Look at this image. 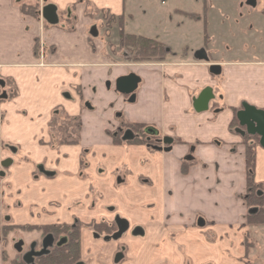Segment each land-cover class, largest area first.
Returning a JSON list of instances; mask_svg holds the SVG:
<instances>
[{
    "label": "crops",
    "instance_id": "crops-1",
    "mask_svg": "<svg viewBox=\"0 0 264 264\" xmlns=\"http://www.w3.org/2000/svg\"><path fill=\"white\" fill-rule=\"evenodd\" d=\"M219 1L0 0V160L11 161L0 173L6 224L124 219L128 231L118 242L82 230L81 259L89 264H113L120 246L126 258L119 264H245L246 154L230 124L243 103L264 108V0L215 12ZM24 4H37L38 13L54 5L57 24L41 12L24 15ZM91 8L123 16L126 34L161 42L177 57L153 65L111 60L95 42L101 31ZM111 32L118 41V27ZM130 74L139 78L133 102L116 90ZM207 87L214 99L197 113L193 102ZM58 110L80 119L77 145L61 146L50 133ZM125 125L153 128L160 146L114 145L109 134ZM256 157V182L264 184L263 148ZM2 252L0 244V264Z\"/></svg>",
    "mask_w": 264,
    "mask_h": 264
},
{
    "label": "trees",
    "instance_id": "trees-1",
    "mask_svg": "<svg viewBox=\"0 0 264 264\" xmlns=\"http://www.w3.org/2000/svg\"><path fill=\"white\" fill-rule=\"evenodd\" d=\"M21 11L24 15L38 17V5H22ZM189 19L197 20L198 15L185 14ZM106 28L109 31L113 26L118 27L119 48L126 53V60L133 64H154L164 62L168 57H176L170 49L163 43L148 39L141 36L129 35L124 32L125 19L123 16L115 17L106 13ZM36 53V49H35ZM187 51L182 53L185 57ZM13 94L9 98H13ZM75 124L76 136L72 139L63 138L58 142L59 145H77L78 134L80 132V120L73 119ZM237 125L236 120L230 124L233 129ZM125 130H129L134 134L132 140H124L123 134L119 132L110 133L114 145H128V146H152L154 145V137L145 133V127L141 125H125ZM73 130V131H74ZM79 137V136H78ZM149 139V141H148ZM251 141H257V138L246 137L243 140L246 154V169H247V192L245 195V202L249 209L247 216V226L264 225V196H259L258 192L262 189V184L255 181V166H256V145H251ZM186 170V166H184ZM82 229H88L100 236L111 235L114 231L112 226L105 223L90 225H83L78 223L77 226L72 227L68 225L51 226V227H15L4 226L2 228L3 236H7L10 232L15 230L33 231L37 230L43 235L54 234L56 240L62 237L68 238V242L61 246H55L49 255L36 259V264H78L80 261V235ZM6 245V243H5ZM4 264H24L21 259L11 260L7 256L4 248L2 255Z\"/></svg>",
    "mask_w": 264,
    "mask_h": 264
},
{
    "label": "rangeland",
    "instance_id": "rangeland-1",
    "mask_svg": "<svg viewBox=\"0 0 264 264\" xmlns=\"http://www.w3.org/2000/svg\"><path fill=\"white\" fill-rule=\"evenodd\" d=\"M230 6L232 8L234 7L232 11L235 12V7H238L237 0H221L219 2H215V9H217V10H215V12H217L219 9L230 7ZM87 7L88 6H86V8ZM87 9L89 10V7ZM87 9L85 11L86 17H88V10ZM208 9H209V7H208ZM40 12L38 14H40ZM91 12H92L91 17L93 18V23L101 31V34H99V38H98L99 40L95 41L97 43V46L100 47V45H101L100 43L104 44L106 46V50H107V51L105 50V53L106 52L108 53L107 56L109 58H111V60L119 61V62L124 61L128 64H133V63L126 60L127 55H126L125 51L121 50L118 47L119 46V39H118V41L114 40L115 38L112 36V32H111L112 29L108 33L107 28H106V19H105L106 13H102V12L99 13L98 11H95L92 8H91ZM95 12H97V13H95ZM65 16L66 15L64 14V17ZM61 19L63 20V18H61ZM207 24H208V22H204V23H202V26H201L202 28L204 27V29L206 28V32L208 29ZM72 26H75V24L72 23ZM115 32H116V30H115ZM90 42H91V40H90ZM180 51H183V50H180ZM37 52L42 53L43 50L39 48V49H37ZM38 53H37V55H38ZM176 57H177V55H176ZM170 58L175 59L174 57H168L167 59H170ZM164 62H161V63H164ZM161 63H154V64H161ZM151 65H153V64H151ZM212 72H213V70H212ZM214 89H215V91L220 90L218 85ZM14 95H15V93H14ZM73 119H76V118L67 116L66 114H64L60 110L56 111L52 115V121H51V125H50V133L54 137L59 138V139H63L64 137L68 138V139H72L73 137L75 138L76 132L74 129H75L76 123L74 122ZM78 136H79V134H78ZM78 136H77V138L79 140ZM78 143H79V141H78ZM61 146H63V145H61ZM0 153H1V151H0ZM6 154H7V156L9 155L8 153H6ZM83 158H84V156H83ZM83 164H84V162L82 161L81 162V167H82L81 169L82 170L84 167ZM0 170H2V171L4 170V167H1V165H0ZM262 170L264 172V161L262 162ZM256 171H257V157H256V166H255V181H256ZM1 186H2V183L0 180V187ZM0 203L2 204L1 201H0ZM4 223H5V220L3 219V216L1 214V216H0V228H1V226H4ZM246 228L250 229V231H248V233L245 236V240H244V248H245V258H244L245 262L244 263L245 264H264V225H256V226H247L246 225ZM0 237H1V230H0ZM38 237L39 236L35 233H22L19 231L12 233L9 237V242H8L9 244L6 248L8 254H9L8 258L11 259V258L15 257L16 252L13 248V244H15L19 238H22L25 242L29 243L30 241H32L34 239H38ZM0 244H1L2 250H4L5 244L3 242H0ZM98 260L99 259L97 258V262H98ZM2 264H4L3 259H2Z\"/></svg>",
    "mask_w": 264,
    "mask_h": 264
},
{
    "label": "water",
    "instance_id": "water-1",
    "mask_svg": "<svg viewBox=\"0 0 264 264\" xmlns=\"http://www.w3.org/2000/svg\"><path fill=\"white\" fill-rule=\"evenodd\" d=\"M42 18L50 25H56L58 22L57 8L54 5H47L41 10ZM217 69L216 67H214ZM3 86V83H0ZM139 84V78L130 74L119 78L116 81V90L122 95L130 96V101L133 102L135 99V92ZM214 98L213 91L211 88L207 87L203 89L197 98L193 102V109L197 113H204L208 110L209 103ZM237 119L241 127L246 128V133L250 136H258L260 141L259 145L264 149V111L257 109L256 107L249 105L247 103L243 104V110L237 113ZM147 134L156 135V131L152 128L146 130ZM133 139L131 132H126L124 140ZM172 142L170 139H165L164 144L170 145ZM8 164H11V161H7L3 164V167H7ZM259 196H264V185L260 192ZM116 225L118 227V232L113 236V239L116 240L121 237L124 233L128 231V223L121 218L116 219ZM49 238L44 242V248L47 247V242ZM47 253L46 250L36 254V256H41L42 254ZM24 261L28 264L32 262L31 254H27L24 257Z\"/></svg>",
    "mask_w": 264,
    "mask_h": 264
},
{
    "label": "flooded vegetation",
    "instance_id": "flooded-vegetation-1",
    "mask_svg": "<svg viewBox=\"0 0 264 264\" xmlns=\"http://www.w3.org/2000/svg\"><path fill=\"white\" fill-rule=\"evenodd\" d=\"M199 56H204L203 55V53H200V54H198ZM182 57V56H181ZM211 70H213L214 72L217 70V69H215L214 67H212L211 68ZM5 85V83H3V86ZM210 88V87H209ZM205 89V88H204ZM5 95V93L2 95V96H4ZM214 95V94H213ZM214 99V98H213ZM211 102V101H210ZM244 104V103H243ZM243 104L241 105V107L239 108V109H232V111H233V119H232V122L234 121V120H236V122H237V125L233 128V129H231L230 128V130L233 132V133H235V134H238L239 136H241L242 138H243V140L246 138V137H251V138H257V141H251L250 142V144L251 145H256V149H257V147H261L260 145H259V141H260V139H259V137L258 136H250V135H248L247 133H246V128H244V127H241L240 126V124H239V121H238V119H237V113L238 112H240V111H242L243 110ZM208 109H209V107H208ZM258 109V108H257ZM261 110H263L264 111V108H262ZM231 122V123H232ZM148 128H146L145 127V133H146V130H147ZM153 129V128H152ZM116 132H119V133H122L123 134V137L125 136V134H126V132H131V131H129V130H125V128H124V126L122 127V128H120V130H118V131H116ZM115 133V132H114ZM131 134L133 135V138L135 137L134 136V134L131 132ZM147 134V133H146ZM149 136H152V137H154V145H152L151 147H155V146H160V144H161V142H160V140H158V141H156V139H155V136L156 135H150V134H148ZM132 140V139H131ZM148 141H149V139H148ZM163 143H164V141H163ZM244 144V143H243ZM245 146V145H244ZM2 149V148H1ZM0 149V150H1ZM6 149V151H14V150H12L10 147H7V148H5ZM15 153V152H14ZM7 161H9V160H0V165H1V167H3V164H5ZM1 171L2 170H0V173H1ZM263 185L264 184H262V188H263ZM262 190V189H261ZM260 190V191H261ZM259 191V192H260ZM117 219V218H116ZM116 219L114 220V222L113 223H107V222H101V223H95V222H93V223H95V224H97V225H99V224H102V223H105V224H107V225H109V226H112L113 228H114V231H113V233L111 234V235H102V236H100V235H98V234H96V233H94V232H92L91 231V233L93 234V236H94V238L96 239V240H100V241H104V242H118V241H120V239L123 237V235L125 234H123V235H121V237L120 238H118V239H116V240H114L113 239V236L118 232V227H117V225H116ZM79 222L78 221H75L73 224H71V225H68V226H72V227H75V226H77V224H78ZM81 224V223H80ZM92 224V223H91ZM62 225H66V224H62ZM84 225V224H83ZM90 225V224H89ZM4 226H15V227H23V226H17V225H11V224H4ZM4 226H1V228H0V230H1V237H0V242H3L4 244L6 243V245H4V248H5V250H6V252H7V246H8V242H9V237H10V235L12 234V233H14V232H17V231H19V232H22V233H35V234H37L39 237H38V239H34V240H32V241H30L29 243L28 242H25L22 238H19L18 239V241L15 243V244H13V248H14V250H15V257H13V258H11V260H13V259H21L22 260V262L24 263V264H28V263H26L25 261H24V257L27 255V254H31V259H32V262L30 263V264H36V259H39V258H41V257H44V256H47V255H49L50 254V252H51V250L55 247V246H57V247H61V246H63V245H65L67 242H68V238H66V237H62V238H59L58 240H56V238H55V236H54V234H48V235H43L41 232H39V231H37V230H33V231H31V232H29V231H20V230H15V231H13V232H10L6 237L5 236H3V234H2V228L4 227ZM51 226H61V225H40V226H38V225H35V226H33V225H27V226H24V227H51ZM83 230V229H82ZM82 230H81V232H82ZM47 238H49V241L47 242V247H46V249L44 248V242L47 240ZM111 238V239H110ZM44 250H46L47 251V253H45V254H42L41 256H36V254H39V253H41V252H43ZM2 254H3V252H2ZM7 256H9V254H8V252H7ZM125 258H126V250H125V248L124 247H122V246H120L118 249H117V251L115 252V254H114V256H113V260H112V263L113 264H119V263H121V262H123V261H125ZM78 264H89V263H87V262H84L83 260H81V235H80V261L78 262ZM98 264H105V263H103V262H101V263H98Z\"/></svg>",
    "mask_w": 264,
    "mask_h": 264
}]
</instances>
